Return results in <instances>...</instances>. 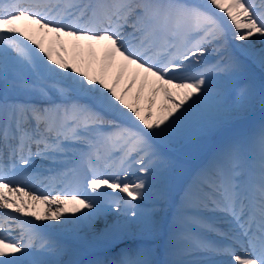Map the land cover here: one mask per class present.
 Listing matches in <instances>:
<instances>
[{
  "label": "snow or ice",
  "instance_id": "6c2138e0",
  "mask_svg": "<svg viewBox=\"0 0 264 264\" xmlns=\"http://www.w3.org/2000/svg\"><path fill=\"white\" fill-rule=\"evenodd\" d=\"M257 41L264 0L0 2V264H80L48 230L113 209L102 243L140 242L96 264H264V124L212 153L166 227L142 207L167 200L163 147L264 104L252 80L229 103L246 78L231 48L264 69Z\"/></svg>",
  "mask_w": 264,
  "mask_h": 264
},
{
  "label": "bare ground",
  "instance_id": "6f19581e",
  "mask_svg": "<svg viewBox=\"0 0 264 264\" xmlns=\"http://www.w3.org/2000/svg\"><path fill=\"white\" fill-rule=\"evenodd\" d=\"M252 39L255 41L256 38L253 37ZM254 47L255 48H261V47H264V44H261L260 42L257 41L254 44ZM239 53L240 52L236 48H234V47L231 48V54L232 55H236V54H239ZM209 56L206 57L209 63H214L216 60L219 59L218 56L215 57V54H213L212 57H209ZM238 59L241 62L244 61V63H248L247 59H244L243 56H240ZM245 83H248V82H244L243 80H240L236 84L231 86V96L229 97V103H231L235 99V94H236L235 90L237 88L243 86ZM263 108H264V104H262V102H261L260 95L257 94L254 106L248 112H245V113H242V114L232 113L228 118L218 121V125H216V127H209V125H207L205 128H203L201 130L194 131L187 138H183V139H179V140L175 141L174 143H172L168 147H172L175 150H179L181 146L186 145V144L190 143L191 141H193V140H195L197 138L206 136L208 134H214L217 131H219L222 127H224V125H226L227 123H230V122L236 121V120H240L241 117L244 116V115H247L249 117H254L255 115L259 114L260 112L263 113L264 112ZM211 119H215V118L211 114H209L208 121H210ZM258 121L260 122V123L258 122L259 126H257L256 129L252 133L256 132L261 124H264V116H263L262 119L260 118ZM250 135L247 134L244 138H247ZM218 145L221 147L220 144H218ZM220 147L216 146V149L214 148L209 153L208 157L205 158L203 163H205L207 161V159L212 155V153H214ZM203 163L197 165V167H194L193 175L189 179L190 181H191L192 177L194 176L195 172L197 171V169ZM140 175H141L140 173L135 172V174L130 176L129 179H133L134 180L137 176H140ZM156 182H157V184L153 185L154 194H158V193L163 192V193L166 194L167 200L166 201H162V200L156 198V196L154 195L153 198L143 202L142 203V207L145 208V209H153V208H164V209H166L167 210L166 212H160V213L156 214V218L158 220H160L161 223H163L165 225V227H166L168 220H170V218H171V216L173 214L175 206L180 201V197H181V193L182 192L180 194L177 193L178 194L177 198L173 199L172 196H171V190L175 188V185L170 186V188H166V189L163 188L164 185L167 184V182L163 179V177H158L156 179ZM188 183H183L182 191H183L184 187ZM56 187L59 188L60 186L57 185ZM120 195H123V194H120ZM37 210L38 211H42V206H41L40 209H37ZM75 215H80V213H76ZM118 218L122 219V217L119 216V213H117L113 209V210H111L108 213L106 219L105 218H100V219L96 220L92 226L69 224L67 226L66 230L50 229L48 231H50L49 235L52 236L54 239L62 240L64 243L69 245L70 250H71L70 254L65 255L63 257V259L65 261L75 260V259H78V258L76 256H74L75 255L74 251H72L71 248H76L77 250H79V253H81V251H85L87 249V246L75 242V240L73 238L74 233L76 235L80 236L83 240L85 239L86 241L84 240V242H86V244H88V245L92 244V245H94L96 247H99L100 245L103 244L102 241L100 240V236H101V233H102L103 229L108 224H111L115 219H118ZM48 223H55V222H48ZM220 226L221 227H225V225H220ZM133 231L135 232L136 229L133 228ZM208 238L212 239V240H217L218 239L216 236L211 235V234L208 235ZM139 242H140L139 240L133 241V239H130V240L124 241L122 244H120L116 248H107V249L98 250L97 252L88 253L87 255H85V257L83 258L82 262H83V264H89L92 261L91 264H96V262H99V260L102 261V260L106 259V260L110 261L112 259H118L119 258L118 257V253L120 251V248L135 247ZM160 244H162V241L160 242ZM156 259H158V260H163L164 259V255H163L161 247H159L158 254L156 255ZM212 259L216 260V261H220V260H226V259H229V258L221 257V256H215V257H212ZM79 262H80V264L82 263L80 260H79Z\"/></svg>",
  "mask_w": 264,
  "mask_h": 264
},
{
  "label": "rangeland",
  "instance_id": "374dc122",
  "mask_svg": "<svg viewBox=\"0 0 264 264\" xmlns=\"http://www.w3.org/2000/svg\"><path fill=\"white\" fill-rule=\"evenodd\" d=\"M251 61V65L250 62L249 64L244 63V68H245V72H246V78L242 79L244 82H248L249 80H252L255 82V84L257 85V91L259 92V87L260 85L264 84V71L263 69H261L257 64L253 63L252 60ZM209 127H216V125H218V121H216L215 119H211L210 121H208ZM227 125V124H226ZM225 125V126H226ZM249 132L248 130H244L242 133H247ZM208 135L202 137V138H198L195 139L193 141H191L190 143L183 145L180 147L179 150H177L178 153H181L185 156H202V154H204L210 147V144H214L217 143L216 141H218V136L214 137L212 140L211 139H207ZM175 158V157H174ZM174 158H166L167 161V166L164 169H160L158 171V177H163V179L167 182L166 185H164V188H170V186H173V184H175V187L177 185H180L181 183H183L184 181L187 180V178L189 177V175L191 174V169L189 167H184L182 168V172L180 173L181 176L178 173L177 167L176 165H182L179 163L178 160H174ZM179 175V177L176 176ZM173 180V182H172ZM157 182L156 180L154 181L153 185H156ZM172 196L174 198L177 197V194H172ZM74 236H78L74 233ZM80 237V236H78ZM77 237V238H78ZM81 238V237H80ZM79 242L80 240L84 243V240L81 239H77ZM86 241V240H85Z\"/></svg>",
  "mask_w": 264,
  "mask_h": 264
}]
</instances>
